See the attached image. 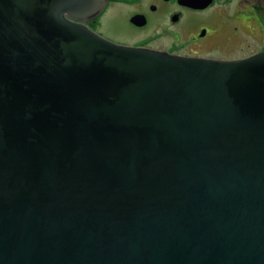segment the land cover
I'll list each match as a JSON object with an SVG mask.
<instances>
[{
  "label": "water",
  "instance_id": "1",
  "mask_svg": "<svg viewBox=\"0 0 264 264\" xmlns=\"http://www.w3.org/2000/svg\"><path fill=\"white\" fill-rule=\"evenodd\" d=\"M100 2L0 0V264H264V51L180 57L65 17Z\"/></svg>",
  "mask_w": 264,
  "mask_h": 264
},
{
  "label": "flooded vegetation",
  "instance_id": "2",
  "mask_svg": "<svg viewBox=\"0 0 264 264\" xmlns=\"http://www.w3.org/2000/svg\"><path fill=\"white\" fill-rule=\"evenodd\" d=\"M97 8L95 16L89 15L78 22L98 36L121 45L180 57L231 60L250 56H213L204 51L209 45H215L210 42L211 37L231 40L252 35L264 41V0H212L205 8H198V2L186 0H101ZM157 12H162L163 16L153 19L151 13ZM135 16H143L140 22L144 24H139V20L133 22ZM112 19L115 20L111 23L112 31L107 32L104 27ZM144 30H148L145 36H139V31ZM128 36L162 38L164 44L150 46L122 38ZM261 51L264 47L258 52Z\"/></svg>",
  "mask_w": 264,
  "mask_h": 264
},
{
  "label": "rangeland",
  "instance_id": "3",
  "mask_svg": "<svg viewBox=\"0 0 264 264\" xmlns=\"http://www.w3.org/2000/svg\"><path fill=\"white\" fill-rule=\"evenodd\" d=\"M235 1V0H233ZM152 18H158L163 16L162 12L151 13ZM115 22L114 19L107 21L106 27L104 30L107 32L112 31V24ZM128 30V29H126ZM129 33H135L128 30ZM148 32V30L139 31V36H145L144 33ZM150 32V31H149ZM126 41H141V43H145L150 46H162L164 41L162 38L155 37H122ZM210 42L215 45H209L205 48V52L212 54L213 56L219 57H238V56H247L253 55L255 52H258L259 49L264 47V41H262L261 37H253L252 35L249 37H232L231 40H227L226 37H211ZM219 43L218 45H216ZM248 57V56H247Z\"/></svg>",
  "mask_w": 264,
  "mask_h": 264
},
{
  "label": "bare ground",
  "instance_id": "4",
  "mask_svg": "<svg viewBox=\"0 0 264 264\" xmlns=\"http://www.w3.org/2000/svg\"><path fill=\"white\" fill-rule=\"evenodd\" d=\"M98 12V11H97ZM96 12V13H97ZM96 13L93 15V16H95L96 15ZM92 16V17H93ZM65 17L66 18H68L70 21H74V22H77V23H80V24H83V23H81V22H78V21H82L81 19H74V18H71V17H69L68 15H66L65 14ZM84 25V24H83ZM84 26H86V25H84ZM87 27V26H86ZM88 28V27H87ZM89 29V28H88ZM90 30V29H89ZM109 42H111V43H114V42H112V41H109ZM114 44H116V45H120V46H125V45H121V44H118V43H114Z\"/></svg>",
  "mask_w": 264,
  "mask_h": 264
}]
</instances>
